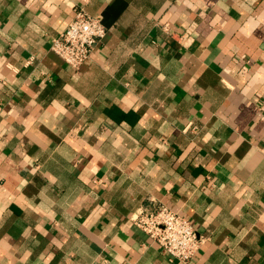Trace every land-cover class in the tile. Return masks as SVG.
I'll list each match as a JSON object with an SVG mask.
<instances>
[{"label": "crops", "instance_id": "1", "mask_svg": "<svg viewBox=\"0 0 264 264\" xmlns=\"http://www.w3.org/2000/svg\"><path fill=\"white\" fill-rule=\"evenodd\" d=\"M160 205L189 264H264V0H0V264H182L132 221Z\"/></svg>", "mask_w": 264, "mask_h": 264}, {"label": "built area", "instance_id": "2", "mask_svg": "<svg viewBox=\"0 0 264 264\" xmlns=\"http://www.w3.org/2000/svg\"><path fill=\"white\" fill-rule=\"evenodd\" d=\"M106 34L107 28L101 18L80 9L67 28L52 40L50 49L79 71ZM132 221L170 257L182 264H189L205 242L190 220L166 205L149 211L140 209L133 214Z\"/></svg>", "mask_w": 264, "mask_h": 264}]
</instances>
